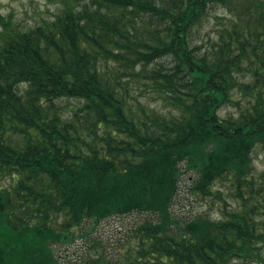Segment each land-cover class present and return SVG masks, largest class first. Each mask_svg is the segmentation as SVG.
I'll use <instances>...</instances> for the list:
<instances>
[{
    "label": "trees",
    "instance_id": "16d2710c",
    "mask_svg": "<svg viewBox=\"0 0 264 264\" xmlns=\"http://www.w3.org/2000/svg\"><path fill=\"white\" fill-rule=\"evenodd\" d=\"M218 7L228 15L200 42ZM0 26V264H63L55 245L133 213L151 218L126 254L97 247L85 264L258 255L264 0H63L52 20L24 28L0 13ZM229 104L238 112L223 116ZM182 164L189 191L213 199L229 183L239 208L176 217Z\"/></svg>",
    "mask_w": 264,
    "mask_h": 264
},
{
    "label": "rangeland",
    "instance_id": "374dc122",
    "mask_svg": "<svg viewBox=\"0 0 264 264\" xmlns=\"http://www.w3.org/2000/svg\"><path fill=\"white\" fill-rule=\"evenodd\" d=\"M62 6L63 0H0V13L6 17H11L13 23L20 27L28 28L43 21L54 19V16ZM226 11L223 7L214 8L211 11L208 18L199 27L198 36L200 42H206L209 38L215 37V32L220 27V19L228 15ZM1 30L0 26V32ZM237 112V106L229 104V106L225 105L221 114L228 116ZM252 156L257 176L264 172V148L257 147ZM184 166L185 164L181 165L184 173L179 195L174 201L173 212L176 217L190 220L202 216L214 220L223 217L225 203L228 206L226 210L233 211L239 208L240 203L237 199H234L232 187L229 183L218 181L215 189L220 196L213 199H202L189 191L194 175L192 172L185 171ZM149 218H151L150 215L139 213L111 217L102 221L90 238L78 235L74 241L55 245L54 248L59 257L61 256L60 259L63 264H85L88 255L93 254L97 247L107 257L112 259L122 258L132 242V234L136 225ZM87 229L89 230V227ZM233 262L241 263L242 261L234 260ZM243 262L247 261L244 260Z\"/></svg>",
    "mask_w": 264,
    "mask_h": 264
},
{
    "label": "flooded vegetation",
    "instance_id": "af4514ba",
    "mask_svg": "<svg viewBox=\"0 0 264 264\" xmlns=\"http://www.w3.org/2000/svg\"><path fill=\"white\" fill-rule=\"evenodd\" d=\"M255 253L258 255L255 256V257H249L248 260H250L249 262H243L244 260H247L246 257H238V256H234V257H231L230 260L232 262L230 263H226V264H264V248H261V249H254ZM234 260H239V261H242L241 263H234L233 261Z\"/></svg>",
    "mask_w": 264,
    "mask_h": 264
}]
</instances>
